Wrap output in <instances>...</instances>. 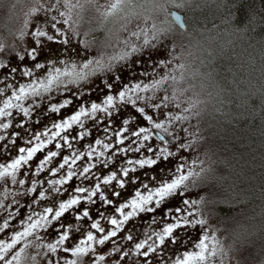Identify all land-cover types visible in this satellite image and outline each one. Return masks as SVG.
<instances>
[{
	"label": "snow or ice",
	"instance_id": "snow-or-ice-1",
	"mask_svg": "<svg viewBox=\"0 0 264 264\" xmlns=\"http://www.w3.org/2000/svg\"><path fill=\"white\" fill-rule=\"evenodd\" d=\"M190 2L94 4L101 23L118 20L121 32L142 40H123L106 57L81 39L93 0H34L13 43L0 41V264H224L223 257L232 264V253L235 264H246V237L227 251L217 237L216 201L199 192L190 198L212 179L211 164L199 156L189 163L184 154L201 143L206 102L195 81L203 90L213 75L210 62L195 56L194 48L212 55L192 44L195 22L169 11ZM222 6L235 31L264 29V14L250 12L240 28L239 6ZM161 11L174 27L156 23ZM169 37L161 72L150 82L121 83L124 64ZM54 45L78 60L41 62ZM167 164L174 169L155 174Z\"/></svg>",
	"mask_w": 264,
	"mask_h": 264
},
{
	"label": "trees",
	"instance_id": "trees-1",
	"mask_svg": "<svg viewBox=\"0 0 264 264\" xmlns=\"http://www.w3.org/2000/svg\"><path fill=\"white\" fill-rule=\"evenodd\" d=\"M225 0H191L180 13L190 26L195 56L210 62L211 81L196 80L206 102L202 115L203 142L211 156V182L202 189L215 200L212 215L223 226L222 240L233 245L246 237V263L261 264L264 252V29L237 32L223 22ZM239 6L236 26L243 28L246 15L264 14V0H234ZM169 10V11H171ZM170 18V16H169ZM171 21V19H170ZM91 22L90 27L97 24ZM108 32L111 22L104 24ZM172 27L174 25L170 24ZM185 43H188L185 40ZM59 52V51H58ZM57 57L53 59H57ZM199 66V59H194ZM202 71H209L203 68ZM211 93V95H209ZM157 175L161 172L157 169ZM166 176V175H165ZM140 227L144 224L138 222Z\"/></svg>",
	"mask_w": 264,
	"mask_h": 264
},
{
	"label": "rangeland",
	"instance_id": "rangeland-1",
	"mask_svg": "<svg viewBox=\"0 0 264 264\" xmlns=\"http://www.w3.org/2000/svg\"><path fill=\"white\" fill-rule=\"evenodd\" d=\"M85 0H81V3H84ZM109 0H93L92 5L85 6L83 10L82 16V29L86 33H90V25L93 20L97 21L99 29H105L104 24L101 23L98 13L95 10L94 4H106ZM138 4L145 3V0H135ZM160 3H167V0H158ZM34 4V0H0V41H6L8 44L13 43V35L16 33L17 29L23 22L25 18V14L28 12L29 8ZM173 8H169L171 10ZM41 18H43L41 16ZM156 23L161 27H172L169 15L161 11L155 16ZM111 25L109 27V31L104 33L105 41L92 43V50L93 54L96 55H104L105 57L108 55L115 54L119 49L123 48L124 45L121 41L126 39H131L132 43H142L141 41H136L135 38L130 37L129 32H121L120 31V22L118 20H111ZM136 21L134 20L130 25V28H136ZM85 36H81V39H84ZM170 40L171 37L168 39L163 40L157 49H147L141 54L134 55L126 64H124L120 68V73L122 75L121 83H138L141 81L150 82L152 78V74L154 72L159 73L162 70L158 67L161 60L170 59L169 51H170ZM59 51V52H58ZM57 54H59V59H67L69 61L73 60L76 55L73 53L72 55H67L65 53V49L58 45L52 46V50L49 51L47 48L44 50V53L41 56V62H46L48 58H56ZM177 54H179V49H177ZM74 55V56H73ZM3 58V57H0ZM78 58V57H77ZM158 78V76L156 77ZM197 82V81H195ZM196 91L200 92L199 90ZM200 98L204 100L201 95ZM206 104V103H205ZM205 104L201 107L205 110ZM204 111L202 112V115ZM202 115L200 118V134H201V143L199 144L197 150H194L191 154L185 153L184 155L188 158L189 163H191L192 159H195L197 156L200 157L202 160H206L205 166L207 167L208 164H211V156L210 152L207 150L206 146L203 142V135H202ZM195 123V121H193ZM161 172V176L167 175L169 170L174 169L173 164L167 165H160L157 168ZM197 192L200 195H204L202 189H194L193 192L190 194V198L197 199ZM211 223L217 231V237L222 242L224 249L227 251L229 246L225 244L222 240V231L223 226L222 224L216 219L213 215L211 217ZM196 233L193 232L192 236L195 237ZM4 238L3 235H0V239ZM232 264H235V257L236 254L232 253ZM224 264H229V258L223 257ZM30 264V262H29ZM217 264H219V258L217 259ZM246 264H254V263H246Z\"/></svg>",
	"mask_w": 264,
	"mask_h": 264
},
{
	"label": "flooded vegetation",
	"instance_id": "flooded-vegetation-1",
	"mask_svg": "<svg viewBox=\"0 0 264 264\" xmlns=\"http://www.w3.org/2000/svg\"><path fill=\"white\" fill-rule=\"evenodd\" d=\"M95 24H97V21ZM97 26L98 24L96 26L94 25V27H91L90 33H87V36L85 37L90 42L96 43V44H98V42L105 41L103 29H99ZM73 60H78V58L75 57Z\"/></svg>",
	"mask_w": 264,
	"mask_h": 264
},
{
	"label": "water",
	"instance_id": "water-1",
	"mask_svg": "<svg viewBox=\"0 0 264 264\" xmlns=\"http://www.w3.org/2000/svg\"><path fill=\"white\" fill-rule=\"evenodd\" d=\"M172 13H177V14H180V13H178L177 11H174V10H172L171 11ZM181 15V14H180ZM182 16V15H181Z\"/></svg>",
	"mask_w": 264,
	"mask_h": 264
}]
</instances>
